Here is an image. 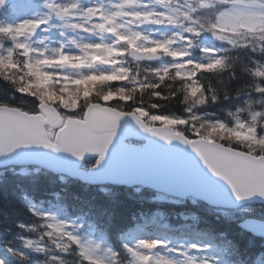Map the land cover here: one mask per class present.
<instances>
[{"label": "snow or ice", "instance_id": "snow-or-ice-1", "mask_svg": "<svg viewBox=\"0 0 264 264\" xmlns=\"http://www.w3.org/2000/svg\"><path fill=\"white\" fill-rule=\"evenodd\" d=\"M22 4L23 0H0V16L5 17L0 19V78L15 84L17 93L31 97L34 107L0 104V154L42 142L55 148L23 133L39 131L55 113L56 104L74 111L81 100L97 94L101 104L109 105L113 100L131 101L133 94L148 89L156 99H166L159 90L170 79L182 82L177 91L183 92L189 110L205 104L209 97L216 101L215 90L206 89L198 74L235 72L236 59L225 55L226 49L210 46L199 47L204 59H196L193 51L202 34L264 56V0H108L107 7L103 0H43L41 14L15 22L8 19ZM9 5L11 11L5 15L3 9ZM145 25L153 27L145 32L141 30ZM52 28L62 37L66 31L84 36L59 41L56 47L42 39L36 43L43 47H33L32 37ZM160 29L172 31L166 34ZM129 58L136 63L135 73L128 67ZM251 63V67L241 63L239 70L251 77L245 85L257 97L250 96L237 113H230L234 117L231 125L220 120L209 125L210 132L227 133L236 144L231 149L194 147L212 175L196 166L189 176L198 191L218 204L226 202L229 193L235 201L264 198V61ZM141 65L146 73L143 78ZM130 82L133 87L127 86ZM242 92L237 89V95ZM135 111L139 117L147 115L143 108ZM152 119L186 123L167 116ZM240 143L257 145L259 150L241 154ZM28 210L41 221L42 231L38 240L23 239V247L43 253L45 245H51L59 254L50 255L49 264H121L123 260L128 264H198L187 250H202L197 244L187 245V250L170 248L165 240L151 238L122 243L119 251L103 248L104 255H100L101 244L82 240L66 221L31 205ZM19 227L29 230L33 226ZM6 251L19 260L28 259L24 252L7 246ZM0 264H6L5 260L0 258ZM199 264H207L206 259Z\"/></svg>", "mask_w": 264, "mask_h": 264}, {"label": "trees", "instance_id": "trees-1", "mask_svg": "<svg viewBox=\"0 0 264 264\" xmlns=\"http://www.w3.org/2000/svg\"><path fill=\"white\" fill-rule=\"evenodd\" d=\"M23 2V9L8 16V19L12 20L30 9L32 1L23 0ZM3 11L7 15L11 11V7L8 6ZM3 18L5 17L0 16V19ZM224 54L236 59L235 72L228 70L220 74H198L206 89L215 90L219 97L216 101L209 97L205 104L189 110L188 103L184 101L183 92L177 91L182 86V82L170 79L159 90L166 99H156L152 95L151 89H148L143 93L133 94L131 101L113 100L109 105L126 111L142 107L147 112L146 117L152 113L185 116L187 124L180 126V132L189 137L193 129L197 128L201 136L216 139L233 147L236 142L230 138L229 134L221 135L210 132L208 122L204 123V121L209 118L223 121L228 125L233 123L230 112L242 107L250 96L257 97L255 92L247 90L245 84L251 81V77L239 70L240 65L243 63L251 67V61H264V56L254 53L250 48L239 47ZM131 66L132 72L135 73L136 65ZM145 75L143 65H141L140 77L143 78ZM127 86L133 87V84L130 82ZM15 88L16 85L11 81L0 78V103L33 108L32 98L22 96L15 91ZM238 88L243 90L241 95H237ZM225 92H227V96H225ZM100 99V94H97L90 99L83 100L82 106L91 101H100ZM153 104L156 105L155 108L152 107ZM256 107L259 108V106ZM203 112L215 114L214 117L208 115L197 118L198 113ZM239 114L241 117L246 115ZM238 149L253 153L259 150L257 145L249 143H240ZM92 163L93 159L85 162L90 167ZM63 180L44 169H37L35 173L31 171L30 175L23 176L13 173L11 168L2 170L0 172V233L4 235L16 234L17 230L25 233L18 225L20 221L26 223L27 226L32 225L34 230L39 229V219L32 215L23 202V197L28 195L38 201L43 211L48 209L61 216L81 218L86 230H93L102 241L115 247L116 251L121 249L122 243L128 242L130 230L142 222V216L151 212L161 214L160 221H165L172 226L183 222L185 217L196 218L191 228L196 230L203 228L205 232H210L212 235L209 236H213L212 246L222 250L227 260L234 259L240 264H252L259 252H263L264 255V244L262 245L264 240L243 232L236 221L211 212L203 202L191 203L193 199L187 198L176 203H152L144 195L147 191L144 193L143 189L142 193L144 194L131 197V191L122 186H114L103 192L96 186L86 185L77 180L65 179L62 182ZM18 244H13L15 246L13 249L24 252L28 257L27 260L22 261L9 254L6 251V245L9 246L10 242L0 241V252L6 264H36L37 256H40V253H34ZM121 264H128V262L123 260Z\"/></svg>", "mask_w": 264, "mask_h": 264}, {"label": "water", "instance_id": "water-1", "mask_svg": "<svg viewBox=\"0 0 264 264\" xmlns=\"http://www.w3.org/2000/svg\"><path fill=\"white\" fill-rule=\"evenodd\" d=\"M45 124L54 128L61 125L56 109L40 125L39 131H27L23 135L29 139L46 141L48 145H55V148L45 146L43 142L21 146L0 154V166L8 163H38L89 182L140 183L179 197L192 194L216 206H236L253 200L264 203V198L258 196L235 201L229 193V199L218 204L193 185L189 176L192 167L198 166L212 175L194 147H226L213 140L188 139L175 133L169 126H147L133 112L122 113L99 104L87 108L83 121L67 119L58 130L55 144L47 140L43 128ZM127 138L144 140L145 143L142 147L127 144L124 142ZM91 156L97 157L96 166L88 172L80 170L78 167L83 158ZM241 225L255 235L264 236L262 221H245Z\"/></svg>", "mask_w": 264, "mask_h": 264}, {"label": "rangeland", "instance_id": "rangeland-1", "mask_svg": "<svg viewBox=\"0 0 264 264\" xmlns=\"http://www.w3.org/2000/svg\"><path fill=\"white\" fill-rule=\"evenodd\" d=\"M108 4L105 6L107 7ZM35 14H28L25 18H20V19H26V18H32L34 17ZM20 19H17V20H20ZM152 27H147V26H143V28L141 29L142 31H145V32H148ZM51 35L49 34V32H44V31H40L37 33V41L39 40H42L44 39L45 41V44H47L49 47H56L57 46V42L59 41H64L66 42L68 39H76V40H79L81 38V36H84L83 33H78V32H71V31H66V33L68 34V36L66 38H62V36L59 35V30L56 29V28H52L51 30ZM160 31L162 32H165L167 34V32H170L172 31L171 29H160ZM206 35H208L207 33L204 34V38H206ZM45 37L47 39H45ZM87 38V37H85ZM205 40V39H204ZM198 45L201 47V46H210V47H214L216 49H221V48H224V49H228V47L230 45H227L225 42L223 41H218L214 38V41L213 42H200L198 43ZM34 47L35 48H40V47H43V45H40L38 43H35L34 44ZM197 59H201L203 60L204 57H203V54L201 53L199 55V58ZM71 103V102H69ZM65 108V107H63ZM66 109V108H65ZM66 110H70V109H66ZM70 111H73V110H70ZM80 113V111L78 112ZM153 116H156V117H163V116H167V117H171L173 120H176V121H179L181 119H179L178 117H174V116H170V115H159V114H150L148 116V120L150 122H156L158 124H165L163 121L161 120H154L152 119ZM213 121L210 120L208 122V126L210 125V123H212ZM170 125L172 126H178L179 123H170ZM246 213H256L257 215H260L262 217H264V206L261 205V204H245V205H242V206H239L237 208H233L231 210H222V214L226 217H229V218H235V219H239V218H242L244 216H246ZM68 223V225L70 226V229L74 234H76L77 236H79L82 240H92L96 243H99L100 242L98 240H95L92 236L90 235H83L79 233L78 231V225L77 224H74L72 221H66ZM151 238H156V239H162L160 237H156V234L154 232H152V230H148L146 233H145V236L143 235V237L141 236L140 239H151ZM33 240H37V239H34V238H31ZM163 240V239H162ZM167 243H168V247L170 248H182V250H184L185 248V244L184 243H181V242H178V241H170V240H165ZM190 244H197L201 247V251L200 252H196L194 250L191 251L190 254H188L189 256H193L196 258L198 264H199V261H201L202 259H206V262L207 264H217V261L215 259V256L212 252L210 251H207L206 249V242L203 241V240H200V242L196 241V239H193L190 241ZM103 248H108L106 246L102 247L101 251H100V255H104V252H103ZM162 252H164V254L166 255H169L171 256L172 258L174 259H181V257L179 256H176L175 254L173 253H168L166 252L165 250L161 249ZM47 257H46V261L49 263L48 261V257L50 255H53V252H44ZM257 264H264V258L262 256H258L257 258Z\"/></svg>", "mask_w": 264, "mask_h": 264}]
</instances>
